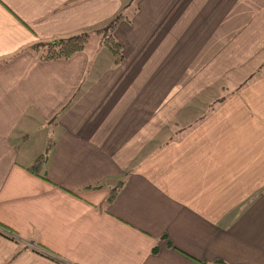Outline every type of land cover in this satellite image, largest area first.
I'll use <instances>...</instances> for the list:
<instances>
[{
  "label": "crops",
  "instance_id": "0c3cea01",
  "mask_svg": "<svg viewBox=\"0 0 264 264\" xmlns=\"http://www.w3.org/2000/svg\"><path fill=\"white\" fill-rule=\"evenodd\" d=\"M130 2L0 0V222L23 242L0 225V264H264V69L205 104L263 50L264 0ZM120 10L118 63L95 36L29 49Z\"/></svg>",
  "mask_w": 264,
  "mask_h": 264
},
{
  "label": "trees",
  "instance_id": "16d2710c",
  "mask_svg": "<svg viewBox=\"0 0 264 264\" xmlns=\"http://www.w3.org/2000/svg\"><path fill=\"white\" fill-rule=\"evenodd\" d=\"M136 0H131L130 5L135 6ZM136 8V6H135ZM128 18V15L125 13V11L120 10L115 14L112 18H110L106 23H104L101 27L96 29H82L78 32L71 33L68 35L58 36L54 37L52 39H39L33 42L29 49L37 56L39 60L46 61V60H52V59H67L74 53L78 51H82L86 49L87 43L89 39L92 36H95L101 45L106 46L114 55V62L118 63L123 59V45L115 38L114 31L117 27L118 23L124 19ZM7 61V58H1L0 64ZM264 69V48L259 53L258 56L253 58L251 61H249L247 64L242 66L241 68L233 70L231 73L226 74L215 84V90L221 91L222 93H210L209 100L207 99L206 104V112L212 111L215 107V105L218 102L223 101L228 96L238 92L245 84L252 81L255 77H257L261 71ZM54 144V139L52 137H49L48 143H47V150L46 152L41 153L39 156H37L34 160V162L28 166V169L35 173L42 175L41 169L43 166V163L46 159L47 152L50 149V147ZM123 183V179H119L114 185H108L105 182L97 183L94 185H91L89 187H101L102 185H106L109 190V195L107 197L108 201H112L114 197L116 196L118 190L120 189L121 185ZM0 225L3 227L4 232H2L4 235L8 237H14L12 235L6 234L5 232L10 233L11 230L6 228L3 223L0 222ZM8 229V230H6ZM10 230V231H9ZM19 243H23L20 241V239H16ZM36 245V244H35ZM168 246H172V243L170 241H167ZM31 249L40 251L43 253V248H40L39 246H32L30 245ZM27 247V244H23L19 246V249L15 252V256L20 253L24 248ZM157 250V248H155ZM46 256H49L53 260H56L57 262H60L62 264H65V261L60 260L57 258L56 255H52L49 253L45 254ZM10 258L8 261H5L4 264H8Z\"/></svg>",
  "mask_w": 264,
  "mask_h": 264
}]
</instances>
